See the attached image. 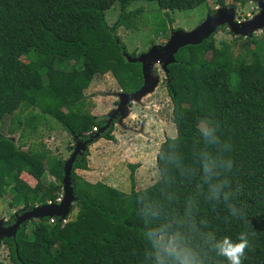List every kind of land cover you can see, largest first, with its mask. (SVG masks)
<instances>
[{
	"label": "trees",
	"instance_id": "16d2710c",
	"mask_svg": "<svg viewBox=\"0 0 264 264\" xmlns=\"http://www.w3.org/2000/svg\"><path fill=\"white\" fill-rule=\"evenodd\" d=\"M137 1L155 3L166 15L206 3L115 0L122 12L109 26L100 7L78 0H0V126L6 117L10 119L8 134L0 132V201L9 191L7 207L17 215L56 204L62 194L65 160L52 156L42 144L39 149L23 150L22 140L36 135L41 120L54 119L73 139L69 147L73 152L74 140L86 141L105 125L104 119L86 108L84 93L95 77L110 76L118 92L126 94L142 86L141 65L125 59L128 54L117 36L120 27L136 28L142 10L127 13L126 8ZM224 1L217 0L216 5L224 7ZM216 33L199 45L181 48L176 63L167 67L166 89L176 136L159 146L155 158L159 180L135 190L133 174L138 165H130L129 194L102 183L90 184L75 173L88 170V146L72 166L76 201L70 213L76 207L75 218L68 220V215L65 222L55 218L53 224L48 217L24 222L14 237L1 240L8 263L0 264H146L139 194L159 198L165 165L160 157L179 154L191 162L201 146L198 125L209 118L219 124V133L229 145L233 184L243 186L238 198L249 209L257 234L256 246L244 264H264V87H257L264 80V29L260 36L220 43L215 41ZM238 40L243 43L238 45ZM237 45L238 55L234 53ZM113 131L111 127L93 143L116 142ZM17 133L15 143L12 137ZM22 174L32 177L35 185L19 188ZM183 190L190 191L191 185L184 184ZM204 213L222 234L235 236L242 230L238 222L225 223L222 206L215 210L205 206ZM14 222L11 214L4 226Z\"/></svg>",
	"mask_w": 264,
	"mask_h": 264
},
{
	"label": "rangeland",
	"instance_id": "374dc122",
	"mask_svg": "<svg viewBox=\"0 0 264 264\" xmlns=\"http://www.w3.org/2000/svg\"><path fill=\"white\" fill-rule=\"evenodd\" d=\"M216 1L206 0L204 5L194 10L174 11L167 13V15L165 12L160 11L155 3L133 2L126 8V12L129 13L137 9L142 10L140 17L136 21L137 26L131 30L120 27L117 30V36L128 55L137 56L143 54L152 46L164 45L172 31L182 30L190 32L201 25L205 17L209 15L207 10L220 8L216 5ZM243 1V5L232 0L224 1V7L233 6L236 20L239 22L246 21L259 12L254 2L251 0ZM78 2L82 5L92 4L100 7L105 12V21L109 26L115 24L119 14L122 12L120 5L115 0H78ZM170 21H172L171 25L169 24ZM261 34L262 31H259L255 35L260 36ZM214 38L216 43H220L232 42L236 37L230 34L226 26H223V28L220 27L218 29ZM243 40H238V45L243 43ZM238 45L234 48L236 55L240 54ZM22 61L25 63L27 59L22 58ZM154 71H156L155 76L159 82L154 92L146 94L138 103H130L128 105L129 114L122 119L121 124H118L119 117L113 119L110 124L114 127L112 135L113 137L114 135L117 136L118 141L111 142L100 139L88 147V171H75L84 181L90 184L102 183L107 186H114L113 188L129 194L131 191L130 165H138L133 174L135 190H143L159 180V172L155 162L159 146L166 139L174 138L176 130L172 122V104L166 89V74L159 64L154 65ZM232 80L234 82V79ZM257 87L263 88L264 80H259ZM118 93L117 84L110 76L95 77L88 90L84 93L86 108L92 116L100 117L106 123L110 112L116 109ZM9 126L10 119L6 117L0 126V132L7 135ZM98 131L96 130L95 132L97 133ZM18 137L19 134L17 133L12 137V140L17 143ZM22 141V143H26L23 150H27L29 147L39 149L40 144H42L51 152L52 156L62 158L65 161L72 153L69 151V147L73 144V139L50 117L41 120V125H39L36 135H32ZM76 141L74 140V146ZM128 146L133 148L134 151L129 152L128 157H124L121 154ZM129 161L136 163L130 164ZM20 179L19 188L23 186L33 187L36 183L27 174H22ZM47 180L52 179L48 178ZM9 199L10 192L8 191L6 197L0 201V220L5 222L11 214L13 216L17 215L15 210L8 209L7 202ZM76 214L77 208L74 207L68 216V220L74 219ZM0 262L8 263V251L1 241Z\"/></svg>",
	"mask_w": 264,
	"mask_h": 264
},
{
	"label": "clouds",
	"instance_id": "9594fccd",
	"mask_svg": "<svg viewBox=\"0 0 264 264\" xmlns=\"http://www.w3.org/2000/svg\"><path fill=\"white\" fill-rule=\"evenodd\" d=\"M197 134L201 146L191 162L179 154L160 157L165 165L159 198L139 194L146 264H244L256 246L249 209L238 198L243 186L233 184L234 160L219 124L205 119ZM184 184L191 190L184 191ZM205 206L213 210L222 206L225 223L238 222L242 230L235 236L222 234L204 213Z\"/></svg>",
	"mask_w": 264,
	"mask_h": 264
},
{
	"label": "water",
	"instance_id": "95a60500",
	"mask_svg": "<svg viewBox=\"0 0 264 264\" xmlns=\"http://www.w3.org/2000/svg\"><path fill=\"white\" fill-rule=\"evenodd\" d=\"M251 1L257 5L259 12L246 21L239 22L236 20L235 9L233 7H221L216 9L213 14L207 15L202 24L192 31H172L168 41L164 45L152 46L147 52L141 54L137 58L125 55V59L129 63H138L141 65L143 84L140 89L132 94L119 92L117 94L118 104L116 105V109L112 110L108 115V122H106L90 139L83 142H75L73 152L63 165L62 199L60 203H49L26 211L21 216L15 215V222L10 227H5V221L0 220V241L14 237L20 226L30 219L41 220L48 217L56 218L59 221L66 220L72 205L76 201L71 186V173L74 162L78 157L84 154L87 147L90 146L94 140H97L110 128L113 119L119 117L118 124H121L122 119L129 114L128 105L130 103H138L146 94L154 92L159 83L153 72L154 65H161L167 77V67L176 63L175 55L181 48L201 44L223 26H226L233 36L244 39L251 38L257 32H261L264 29V1Z\"/></svg>",
	"mask_w": 264,
	"mask_h": 264
},
{
	"label": "crops",
	"instance_id": "0c3cea01",
	"mask_svg": "<svg viewBox=\"0 0 264 264\" xmlns=\"http://www.w3.org/2000/svg\"><path fill=\"white\" fill-rule=\"evenodd\" d=\"M114 137H115V140L118 141L117 136L114 135ZM132 150H133V148H131V147L129 148V146H128L127 149H126L121 155H123L124 157H125V156L128 157L129 152H132ZM133 151H134V150H133ZM129 163H130V164H134V163H136V162H133V161L130 162V161H129ZM77 171H81V170H76V172H77ZM87 171H88V170H87ZM87 171H82V172H87ZM79 176H80V175H79ZM110 187H112V186H110ZM113 187H114V186H113Z\"/></svg>",
	"mask_w": 264,
	"mask_h": 264
},
{
	"label": "built area",
	"instance_id": "2783aa9c",
	"mask_svg": "<svg viewBox=\"0 0 264 264\" xmlns=\"http://www.w3.org/2000/svg\"><path fill=\"white\" fill-rule=\"evenodd\" d=\"M59 198H60V196H59ZM59 198L56 200V204L60 203L61 198H60V199H59ZM48 204H49V203H48ZM54 221H55V218H50V221H49V222H50L51 224H53ZM63 222H65V221H63Z\"/></svg>",
	"mask_w": 264,
	"mask_h": 264
},
{
	"label": "flooded vegetation",
	"instance_id": "af4514ba",
	"mask_svg": "<svg viewBox=\"0 0 264 264\" xmlns=\"http://www.w3.org/2000/svg\"><path fill=\"white\" fill-rule=\"evenodd\" d=\"M111 127H113V126H111ZM114 128V127H113Z\"/></svg>",
	"mask_w": 264,
	"mask_h": 264
}]
</instances>
